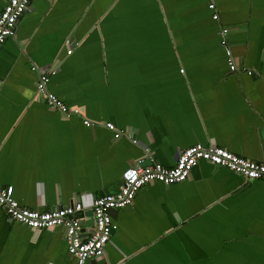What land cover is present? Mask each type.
I'll return each instance as SVG.
<instances>
[{
  "label": "crops",
  "instance_id": "1",
  "mask_svg": "<svg viewBox=\"0 0 264 264\" xmlns=\"http://www.w3.org/2000/svg\"><path fill=\"white\" fill-rule=\"evenodd\" d=\"M33 66H57L48 90L101 124L49 107ZM198 143L264 163V0H31L0 49V186L20 205L90 209L137 162L173 167ZM110 214L106 254L85 264H264V181L226 167L200 161ZM0 264L78 262L63 228L34 231L0 206Z\"/></svg>",
  "mask_w": 264,
  "mask_h": 264
},
{
  "label": "built area",
  "instance_id": "2",
  "mask_svg": "<svg viewBox=\"0 0 264 264\" xmlns=\"http://www.w3.org/2000/svg\"><path fill=\"white\" fill-rule=\"evenodd\" d=\"M30 2L31 0L7 1L0 14V49L6 40L15 36L18 21L27 10ZM211 8L215 9V6L211 5ZM213 18L218 19L219 15L215 13ZM228 32V29H222L221 44L228 54L230 71L238 72L240 69L234 61L227 40ZM72 51L73 49L70 48L67 54H71ZM32 69L37 71L39 75L37 93L45 99L49 107L58 111L65 118L74 115L83 118V123L86 126L101 124L84 117L82 109L66 105L48 90L50 77L56 73L57 66L46 69L33 66ZM245 72L249 75L253 73L252 71ZM103 126L113 131L116 139L122 136V132L117 131L112 123L108 122ZM185 157H188L187 161ZM200 161H207L218 167H226L247 181H264V163L238 156L223 147L198 143L182 150L173 167H165L154 161L149 164H144L142 161L137 162L122 174L119 192L96 197L90 209H87L79 200L73 201L68 206L49 211L29 209L20 205L16 200L12 186H0V206L13 220L27 225L34 231L56 227L63 228L65 241L68 245V254L75 258L78 264H85L90 259L100 258L106 254V246L116 229L110 214L112 210L132 205L138 191L150 183L161 182L172 185L185 181ZM181 164L184 167H181ZM86 210L92 212L93 225L89 228L84 226Z\"/></svg>",
  "mask_w": 264,
  "mask_h": 264
},
{
  "label": "water",
  "instance_id": "3",
  "mask_svg": "<svg viewBox=\"0 0 264 264\" xmlns=\"http://www.w3.org/2000/svg\"><path fill=\"white\" fill-rule=\"evenodd\" d=\"M197 166H198V164L193 168V169H196L197 168ZM216 167H218V166H216ZM89 217L91 218V221H92V225H93V218H92V212L90 213V215H89Z\"/></svg>",
  "mask_w": 264,
  "mask_h": 264
},
{
  "label": "snow or ice",
  "instance_id": "4",
  "mask_svg": "<svg viewBox=\"0 0 264 264\" xmlns=\"http://www.w3.org/2000/svg\"><path fill=\"white\" fill-rule=\"evenodd\" d=\"M185 160L187 161L188 160V157H185ZM181 167H184V165L181 164ZM253 174H255V173H253Z\"/></svg>",
  "mask_w": 264,
  "mask_h": 264
}]
</instances>
